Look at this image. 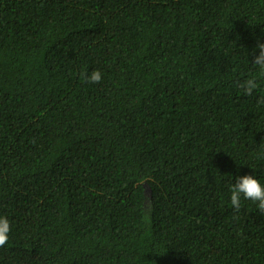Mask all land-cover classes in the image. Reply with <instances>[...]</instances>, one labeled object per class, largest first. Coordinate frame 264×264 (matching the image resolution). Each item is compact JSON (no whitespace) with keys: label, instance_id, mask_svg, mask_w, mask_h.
Returning <instances> with one entry per match:
<instances>
[{"label":"trees","instance_id":"obj_1","mask_svg":"<svg viewBox=\"0 0 264 264\" xmlns=\"http://www.w3.org/2000/svg\"><path fill=\"white\" fill-rule=\"evenodd\" d=\"M258 42L264 0H0V264H264Z\"/></svg>","mask_w":264,"mask_h":264},{"label":"clouds","instance_id":"obj_2","mask_svg":"<svg viewBox=\"0 0 264 264\" xmlns=\"http://www.w3.org/2000/svg\"><path fill=\"white\" fill-rule=\"evenodd\" d=\"M259 49V55H254V60L251 63L259 70L258 74L248 75L246 78L237 80L235 87L242 90L246 96H252L260 87V80L264 77V42H258L253 49L255 53ZM82 79L89 83H99L103 76L99 69L93 70L90 74L82 73ZM258 105H264V95L257 98ZM147 188L146 203L149 204L151 193L147 183L144 184ZM230 201L234 210L241 209V197L246 200H252L257 203V209L264 213V184L253 174H246L236 177V182L231 185ZM11 232V222L6 215H0V248H3L9 241V233Z\"/></svg>","mask_w":264,"mask_h":264}]
</instances>
